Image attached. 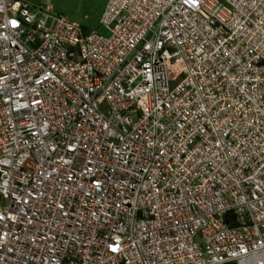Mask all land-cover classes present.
<instances>
[{"label": "built area", "instance_id": "obj_1", "mask_svg": "<svg viewBox=\"0 0 264 264\" xmlns=\"http://www.w3.org/2000/svg\"><path fill=\"white\" fill-rule=\"evenodd\" d=\"M100 25L0 0V264H264V0Z\"/></svg>", "mask_w": 264, "mask_h": 264}, {"label": "rangeland", "instance_id": "obj_2", "mask_svg": "<svg viewBox=\"0 0 264 264\" xmlns=\"http://www.w3.org/2000/svg\"><path fill=\"white\" fill-rule=\"evenodd\" d=\"M52 4L57 13L65 15L89 30L98 31L104 36L108 35V32L100 25L106 0H52ZM183 72V69H178L177 76L183 77Z\"/></svg>", "mask_w": 264, "mask_h": 264}, {"label": "trees", "instance_id": "obj_3", "mask_svg": "<svg viewBox=\"0 0 264 264\" xmlns=\"http://www.w3.org/2000/svg\"><path fill=\"white\" fill-rule=\"evenodd\" d=\"M87 29V28H86ZM87 30H89V29H87Z\"/></svg>", "mask_w": 264, "mask_h": 264}]
</instances>
